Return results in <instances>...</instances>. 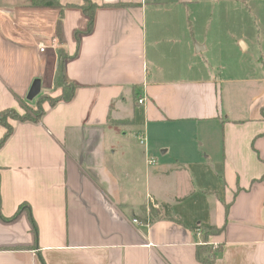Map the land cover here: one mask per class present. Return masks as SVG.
<instances>
[{
  "label": "crops",
  "instance_id": "1",
  "mask_svg": "<svg viewBox=\"0 0 264 264\" xmlns=\"http://www.w3.org/2000/svg\"><path fill=\"white\" fill-rule=\"evenodd\" d=\"M59 2L0 0V111L60 93L59 49L78 85L71 101L44 102L39 122L10 119L0 264H201L207 244L214 264H264V78L248 79L260 83L249 103L233 102L227 88L247 80L205 56L217 43L201 0H92L90 31L84 0ZM209 225L224 231L205 242L197 229Z\"/></svg>",
  "mask_w": 264,
  "mask_h": 264
},
{
  "label": "rangeland",
  "instance_id": "2",
  "mask_svg": "<svg viewBox=\"0 0 264 264\" xmlns=\"http://www.w3.org/2000/svg\"><path fill=\"white\" fill-rule=\"evenodd\" d=\"M200 3L197 10L200 11L201 25L211 30L210 42L217 43L216 48L205 56L215 66L225 67L220 69L223 74L248 81L235 82L227 88L228 94L234 96L233 102L247 104L254 94L259 93L260 87V83L248 79L264 78V0H201ZM210 11L214 15L211 16ZM179 28L187 29V25L183 22V27ZM245 41L250 44L248 50L243 47ZM218 42H226V48ZM35 106H26L21 114ZM176 138H183L181 130L171 134L170 139Z\"/></svg>",
  "mask_w": 264,
  "mask_h": 264
},
{
  "label": "trees",
  "instance_id": "3",
  "mask_svg": "<svg viewBox=\"0 0 264 264\" xmlns=\"http://www.w3.org/2000/svg\"><path fill=\"white\" fill-rule=\"evenodd\" d=\"M32 5L36 6H45V7H54V8H61L62 6L59 0H32ZM85 14L88 16V28L86 31L92 30L94 26V17L96 10L98 9V5L93 3L92 0H84L83 4L81 5ZM62 23L61 20L58 21L57 26V36L60 38L61 42H64L63 32H62ZM59 61L57 65V71L54 77V86L56 89L60 90V93L56 96H51L50 94H42L39 93L37 96V102L35 107H30L26 110L24 114L17 112L13 108H9L3 111H0V123L5 127L6 133L0 139V148L6 143V141L10 138L12 133L14 132V126L10 122V119H15L21 122L30 120L33 122H39L40 118L45 113V106L44 102H49L51 106L56 105L59 102H69L74 99L75 92L78 89V85L71 81L66 74L65 63L68 60L69 53H66L64 49H59ZM259 181L264 180V176ZM256 181V180H255ZM25 206H21V208L12 216V218L8 220H12L13 218L17 217L20 212L24 209ZM154 207H151V212ZM1 215V214H0ZM5 219V218H3ZM203 231L205 242H208L209 236L212 234H220L224 231L223 228H219L215 225H209L208 227L204 228ZM216 254L217 251L215 247L211 244L207 245H200L197 249V257L200 260L201 264H214L216 261Z\"/></svg>",
  "mask_w": 264,
  "mask_h": 264
},
{
  "label": "built area",
  "instance_id": "4",
  "mask_svg": "<svg viewBox=\"0 0 264 264\" xmlns=\"http://www.w3.org/2000/svg\"><path fill=\"white\" fill-rule=\"evenodd\" d=\"M51 46H58V42H57V40L56 39H53L52 40V44H51ZM48 48V46H46V45H43V44H40V51L41 52H44L46 49ZM146 101V97L144 96V97H141L139 100H138V102H139V104H144V102ZM138 139H139V141H141V143L142 144H144V145H146L147 143H148V141H147V134L145 133V134H141V135H139L138 136ZM147 163L148 164H153V163H155V160L153 159V158H149L148 160H147ZM148 201H149V207H148V214H147V222L149 223L150 222V220H151V216H149L150 214V212H151V207L153 208V207H159V205L155 202V201H153V199H152V197L149 195L148 196ZM139 220L136 218V219H134V222H138ZM198 230V234H202L203 233V230H201L200 228H198L197 229Z\"/></svg>",
  "mask_w": 264,
  "mask_h": 264
},
{
  "label": "water",
  "instance_id": "5",
  "mask_svg": "<svg viewBox=\"0 0 264 264\" xmlns=\"http://www.w3.org/2000/svg\"><path fill=\"white\" fill-rule=\"evenodd\" d=\"M243 47H244V45H243ZM36 90H37V86H35V88L31 91V93L29 95L30 98H33L37 94Z\"/></svg>",
  "mask_w": 264,
  "mask_h": 264
}]
</instances>
